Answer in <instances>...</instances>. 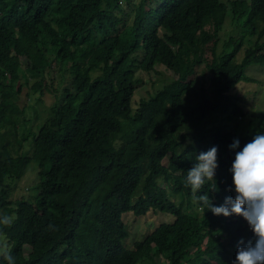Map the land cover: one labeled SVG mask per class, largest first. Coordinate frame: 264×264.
Here are the masks:
<instances>
[{
	"label": "trees",
	"instance_id": "obj_1",
	"mask_svg": "<svg viewBox=\"0 0 264 264\" xmlns=\"http://www.w3.org/2000/svg\"><path fill=\"white\" fill-rule=\"evenodd\" d=\"M228 14L247 44L230 36L217 51ZM206 19L215 37L209 91L194 89L190 77L200 57L188 63L180 50L183 41L194 46ZM258 59L264 64V0H0V214L14 217L0 235L15 264H136L144 258L157 264V256L166 264H232L237 240L252 233L239 215H213L194 203L184 178L196 150L187 144L175 152L174 141L187 120L218 110L245 66ZM172 61L176 78L133 109V93L116 86L117 75L125 79ZM56 67L70 80L50 108L48 130L38 133L45 151L37 160L36 198L12 202L8 181L21 179L31 158L12 153L7 127L24 113L22 85L33 79L34 91L46 88ZM261 120L252 134L198 132L208 139L201 151L217 147L214 179L201 189L211 203L233 195L227 145L235 137L242 146L264 132V115ZM149 209L173 219L129 249L122 214Z\"/></svg>",
	"mask_w": 264,
	"mask_h": 264
},
{
	"label": "rangeland",
	"instance_id": "obj_2",
	"mask_svg": "<svg viewBox=\"0 0 264 264\" xmlns=\"http://www.w3.org/2000/svg\"><path fill=\"white\" fill-rule=\"evenodd\" d=\"M123 9L124 11L128 10L124 1ZM244 35L246 34L243 33L241 28L238 30L234 19L228 14L221 30L217 32L219 37L217 51L221 49L222 43L227 41L230 36H234V39L243 40L247 44L246 38H242ZM214 40L213 24L210 19H206L203 27L195 37L194 46H190L185 41L180 46V50L188 63L200 57L199 63L195 64V73L190 76L193 80L194 89L203 86L209 91L210 73L207 68V61L210 60V48ZM232 44L233 42L230 41L225 51H228ZM241 53L242 51H240L239 56ZM109 65L107 68H109ZM176 70L175 62L172 61L168 65L158 64L150 71H135L125 79H122V75L119 73L116 86L129 87L131 89L133 93L131 105L134 109L141 99L152 96L164 83L176 78ZM69 80L67 76L62 78L61 71L56 67L52 74L46 77V88L34 91L29 86L33 84V79H30L29 85H22L21 87L18 103L24 113L21 120L16 123V126L9 125L7 127V134L11 139L12 153L19 156H29L31 161L21 179L8 181L11 188L10 200L12 202L18 199L35 201L36 185L38 184L36 177L37 160L45 151L38 133L48 130L46 120L49 118L50 108L59 101L63 85L67 84ZM219 107L216 111L208 112L203 119L196 121L187 120L185 124L178 128L174 141L175 152H180L187 144H193L196 154H198L208 141V139L202 141L199 133H207L214 128L239 135L252 134L257 130L262 121L261 117L264 115V64L261 59L245 66L244 78L226 92ZM235 108L236 111L233 112ZM164 161H166V158ZM162 188L168 195H166L167 198L176 203L178 197L169 195V188L165 184H162ZM144 190L145 188H142L141 191ZM187 206V203L183 202L184 211ZM172 219L173 216L171 214L152 209H149L144 215H135L129 211L123 213L122 221L129 232L124 240V245L129 249L133 248L135 241L143 239L160 223L168 222ZM0 243L6 246V250L10 247V244L7 243L5 236L2 234L0 235ZM26 249L29 250V246H26ZM157 257L159 264H166L164 257ZM154 260L155 258H144L143 261L139 260L136 264H156Z\"/></svg>",
	"mask_w": 264,
	"mask_h": 264
},
{
	"label": "clouds",
	"instance_id": "obj_3",
	"mask_svg": "<svg viewBox=\"0 0 264 264\" xmlns=\"http://www.w3.org/2000/svg\"><path fill=\"white\" fill-rule=\"evenodd\" d=\"M227 147L233 152L227 169L233 195L225 196L220 204H213L209 196L201 192L206 182L214 179L218 166L215 145L196 154L184 182L193 193L194 203L198 202L213 215H239L246 222L252 237L237 240L232 264H264V132L254 134L242 146L234 137ZM211 189L216 190V183ZM13 219L0 214V229L10 226ZM0 264H15L14 257L3 244H0Z\"/></svg>",
	"mask_w": 264,
	"mask_h": 264
}]
</instances>
